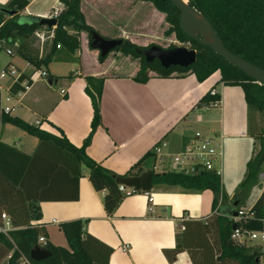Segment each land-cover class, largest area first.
Returning a JSON list of instances; mask_svg holds the SVG:
<instances>
[{
    "label": "crops",
    "instance_id": "0c3cea01",
    "mask_svg": "<svg viewBox=\"0 0 264 264\" xmlns=\"http://www.w3.org/2000/svg\"><path fill=\"white\" fill-rule=\"evenodd\" d=\"M28 1L30 4L21 16L48 18L61 4L59 0ZM9 2L0 0V8H6ZM95 3L126 11L131 24L139 11L144 10L150 23L152 13L156 24H160V28L166 27L165 15L150 2L82 0L81 8L87 24L106 39L125 38L145 47L152 43L149 37L155 32L145 31L151 25L147 23L145 29L129 30L127 26H118L112 35L104 33L89 19L88 5ZM109 20L115 23V19ZM85 36L82 34L81 49L72 59L61 54L48 67L49 77L54 78L50 86L55 88L53 90L58 95L53 96L48 110L34 111V107L42 101L41 95L50 93L46 88H41L40 94L34 92L41 81L35 82L31 90L18 99L17 103L24 105L37 118L34 123L23 120L34 126L40 121L41 130L58 138H62L63 134L72 146L81 148L90 135L93 118L85 78H103L102 121L86 149L89 158L118 176H126L143 157L150 154L152 156L144 165L145 172H148L156 163L155 147H160L162 154L173 155L183 150L196 132H202L217 138L223 146L219 174L227 202L232 204L246 178L247 163L260 149L258 135L264 132V113H255L251 121L243 89L220 83L219 72L203 83L193 74L170 79L150 74L151 79L147 83H138L135 81L140 69L137 61L118 53L116 57L119 61L110 64L100 62L98 52L90 48ZM84 45L87 58L84 57ZM76 58L79 59V69L69 74L55 72L54 65H69ZM15 60L8 64L15 65ZM212 89L220 95V105L197 107ZM62 91L65 93L62 94ZM48 122L50 128H43ZM1 127V142L27 155L34 154L38 140L29 149L21 147L22 142L12 145L2 140ZM263 191L264 174L260 184L249 191L242 210L250 211ZM105 194L95 190L89 180V171L84 167L79 182V199L29 203L34 216L31 225L45 228L49 242L60 247L52 234L54 227L59 229L60 224L74 220L87 221V233L113 249L110 264L216 263L214 259L220 247L217 226L213 225L210 230L204 228L214 214V193L211 190L188 193L179 187L155 185L149 196L139 192L123 198L110 216L104 208ZM150 196H153L154 202L149 201ZM37 215H40L39 219L35 218ZM248 245L264 253V242H249ZM125 246L128 247L127 251L123 250ZM177 248H184V251L174 263H170L164 252ZM3 264H8V260Z\"/></svg>",
    "mask_w": 264,
    "mask_h": 264
},
{
    "label": "trees",
    "instance_id": "16d2710c",
    "mask_svg": "<svg viewBox=\"0 0 264 264\" xmlns=\"http://www.w3.org/2000/svg\"><path fill=\"white\" fill-rule=\"evenodd\" d=\"M153 4L156 10L165 15L169 26L165 34L176 33L184 47L197 52V62L188 68L171 67L165 69L159 61L148 63L141 54L148 48L138 46L130 40L121 38L122 44L114 52L139 61V72L135 81L147 83L154 74L161 79L184 77L193 74L201 83L216 73H220V83L229 87H241L249 106L251 121L255 113H264V86L256 83L241 70L228 64L210 48L188 37L180 28V14L169 0H132ZM64 10L58 17V25L53 30L39 24L20 25L18 19L29 6L28 0H10L7 9L18 13L9 17L0 9V43L16 39L20 42L17 57L28 63L35 72L46 70L57 56L63 54L68 59L81 49L82 34L90 39L99 34L86 22L82 12V0H59ZM212 24L226 49L247 62L264 69V0H189ZM53 32L51 50L40 57L32 48L30 41L37 31ZM100 35V34H99ZM61 48L58 49L57 47ZM99 56V61L104 62ZM29 76L25 75L22 79ZM70 78V77H69ZM54 78L49 77L52 84ZM86 93L91 99L93 118L91 132L81 148L72 146L65 136L55 137L18 117L0 114V127L8 123L16 126L39 141L34 154L27 155L16 147L0 141V221L5 212L11 219L15 231L10 237L0 236V264H110L113 249L86 231L87 221L74 220L60 224L69 248L53 245L48 240L45 228L31 225L32 215L29 203L77 201L79 199V182L83 177V168L89 171V180L98 192H105L104 208L110 216L119 207L123 196L116 183L118 177L140 176L145 172V162L152 156L147 154L126 176H118L97 164L86 154L92 137L101 126V101L105 80L87 76ZM20 89L14 88V92ZM214 90V89H212ZM211 90V91H212ZM211 91L198 103L197 107H218L221 103L219 94ZM260 149L247 163L246 178L240 186L232 204L227 202L223 192L221 176L218 173H204L193 176L166 172L153 175V186L168 185L179 187L188 193H201L211 190L214 193L213 216L207 220L205 229L215 225L220 239V247L214 259L215 264H264L261 250H253L248 243L233 239L235 229L246 233L264 230V191L251 211L252 218L238 216L249 191L260 184L264 174V132L258 135ZM40 218V215L35 217ZM47 240L45 247L51 257L43 262L30 259L32 248L39 244L40 238ZM184 248L165 251L170 263Z\"/></svg>",
    "mask_w": 264,
    "mask_h": 264
},
{
    "label": "built area",
    "instance_id": "2783aa9c",
    "mask_svg": "<svg viewBox=\"0 0 264 264\" xmlns=\"http://www.w3.org/2000/svg\"><path fill=\"white\" fill-rule=\"evenodd\" d=\"M64 10V5L61 3L58 8L54 9L49 15V19L58 20L59 15ZM50 33V39L53 38V32ZM34 36L37 39H40L42 43H45L48 38H46L45 31H37ZM58 49L61 47L58 46ZM9 56H13L11 51H8ZM26 67L32 69L31 73H26V71H21L19 67L14 64H8L0 72V114L1 115H10L13 111V108L9 106H3L2 99L4 94V100L6 103H11L16 100L19 102V98L28 93L33 84L37 81H48L49 84V74L46 70H41L35 72L34 69L27 63ZM29 76L26 79H22L23 76ZM9 81L8 86L3 85L4 82ZM19 86L20 89L17 92H14V88ZM65 92L62 91V94ZM218 94L215 90L211 91V95L214 96ZM36 127H42V123L37 121L35 124ZM154 154L156 156V163L153 166V171L155 173H166L173 172L188 176L204 174V173H218L219 167L222 165L223 160V146L218 141L217 138L212 136L204 135L202 132H196L194 137L191 139L190 143L180 152L170 155L160 153V147H155ZM220 175V174H219ZM119 191L122 194L123 198H129L133 195L139 193L132 188H128L124 185H119ZM142 192V191H140ZM149 196V192H143ZM150 202H154L153 196L149 198ZM240 218L247 217L252 218L254 216L253 212L240 210L238 212ZM10 217L7 214H2L0 221V236L10 237V233L15 231ZM233 239L241 243L249 242H264V230L261 232H251L246 233L240 229H235L233 234ZM47 240L45 238L39 239V245H46ZM124 251L128 250V247L123 248ZM261 261L264 262V256L261 258ZM24 264H30L27 259L23 260Z\"/></svg>",
    "mask_w": 264,
    "mask_h": 264
},
{
    "label": "water",
    "instance_id": "95a60500",
    "mask_svg": "<svg viewBox=\"0 0 264 264\" xmlns=\"http://www.w3.org/2000/svg\"><path fill=\"white\" fill-rule=\"evenodd\" d=\"M169 1L178 10L180 14V28L188 37L210 48L228 64L241 70L256 83L264 86V69L247 62L226 49L209 20L200 11L194 8L189 0ZM0 9L9 17L18 15L16 11H11L7 8ZM18 24H39L42 27L55 29L58 25V21L49 18L20 16ZM90 41V48L97 51L99 56L103 59L107 58L122 44L121 39H106L99 34H94ZM141 54L148 63L159 61L165 69L171 67L188 68L197 62V52L185 47L166 50L159 46H152L141 51ZM49 85H51L50 82ZM116 183L118 186L124 185L139 192H150L153 186V175L146 172L140 176L118 177L116 178ZM50 257L51 252L39 244L34 246L30 252V259L35 262H43Z\"/></svg>",
    "mask_w": 264,
    "mask_h": 264
},
{
    "label": "rangeland",
    "instance_id": "374dc122",
    "mask_svg": "<svg viewBox=\"0 0 264 264\" xmlns=\"http://www.w3.org/2000/svg\"><path fill=\"white\" fill-rule=\"evenodd\" d=\"M89 4V3H87ZM152 4V3H151ZM89 11H88V15H89V19L90 22L93 23V25H95L96 27H98V29H100L101 31H103L104 33H108L110 35H112L114 33V31H116V29L118 30V26H127L129 28V30H135L137 28L139 29H145L147 28V23L151 24L148 28V30L145 31H151V32H155V33H151L150 34V39L152 43H149L147 46H145V48H150L152 46H159L162 49H174V48H180V47H184L183 44L180 42V40L177 38L176 33H170V34H165V32L168 30L169 26L166 24V27H161L160 28V24H156L155 20H153L152 18V13H151V23L149 22V20L146 18L147 14L144 10H140L139 13L136 15L137 17L135 18L134 22L130 21V15L123 10H114L111 6L109 5H104L102 3H95L93 4V6L90 4L88 5ZM113 18L115 19V23H112L109 19ZM54 30V29H53ZM45 31V35L46 38H48L46 40L45 43H42L40 41V39H37L36 37L32 38V40L30 41V44L32 45V48L36 51V53L42 57L45 56L50 50H51V39H50V33L47 30ZM101 35V34H100ZM102 36V35H101ZM138 36V35H137ZM104 37V36H102ZM141 37V36H140ZM89 45V39L87 37V35L84 37ZM108 39V38H107ZM118 39V38H116ZM20 42L16 39H11L8 41H5L3 43H0V72L5 68V66L14 61L17 62L15 63V65H17V67L20 68L21 71H26L24 67H26L25 64H22V62H20V59L17 57V48L19 47ZM86 45H84V57H88L85 53V47ZM186 48V47H185ZM8 51H11L13 53V56H9L7 54ZM117 54L116 52H112L107 59L105 60L107 63H112L114 61H117ZM133 60V59H132ZM119 61V60H118ZM135 61V60H134ZM137 62L139 63V61L137 60ZM18 64H22L21 66H19ZM80 68V63H79V59H75V62L70 63L69 65H63V64H57L54 65V70L56 73L58 74H69L70 71H75L77 69ZM27 69V68H26ZM30 71H26V73H29L32 71V69H27ZM10 84L9 81H6L3 83V85L8 86ZM43 88L48 89V91L50 92L49 94H42L40 98H42V101L37 104L34 107V111H46L50 108L51 106V101H53L54 97L53 96H58L57 93L55 92V89L53 86H50L48 84V81H41V83H39L35 89L34 92L40 94V92L42 91ZM6 93L3 96L2 99V104L3 106H11L13 108V111L11 113L12 117H18L21 119H24L26 121H28L29 123H34L35 120L37 119L35 117V115L33 114V112H29L24 105L22 104H18L16 102V100L12 101L11 103H6V101L4 100ZM51 95V97H50ZM43 128L45 129H49V122L47 124L43 125ZM1 131H2V140H5L6 142L14 145V144H19L20 142L23 143V145L26 144V146L21 145V147L24 148H30L33 144H35V142L37 143V138L27 134L25 131H23L22 129L13 126L11 124L5 123L2 125L1 127ZM52 234L55 238V241L57 243V245H59L60 247L63 248H69V245L63 235V233L57 228L54 227L52 229Z\"/></svg>",
    "mask_w": 264,
    "mask_h": 264
}]
</instances>
